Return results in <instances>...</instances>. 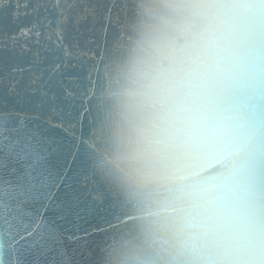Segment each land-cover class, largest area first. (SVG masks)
<instances>
[{
    "label": "clouds",
    "instance_id": "1",
    "mask_svg": "<svg viewBox=\"0 0 264 264\" xmlns=\"http://www.w3.org/2000/svg\"><path fill=\"white\" fill-rule=\"evenodd\" d=\"M124 91L131 178L176 264H264V0H173Z\"/></svg>",
    "mask_w": 264,
    "mask_h": 264
},
{
    "label": "snow or ice",
    "instance_id": "2",
    "mask_svg": "<svg viewBox=\"0 0 264 264\" xmlns=\"http://www.w3.org/2000/svg\"><path fill=\"white\" fill-rule=\"evenodd\" d=\"M118 10L108 0H0V264H100L107 201L81 186L86 159L71 132Z\"/></svg>",
    "mask_w": 264,
    "mask_h": 264
},
{
    "label": "water",
    "instance_id": "3",
    "mask_svg": "<svg viewBox=\"0 0 264 264\" xmlns=\"http://www.w3.org/2000/svg\"><path fill=\"white\" fill-rule=\"evenodd\" d=\"M9 2L14 5L16 0ZM108 2L119 9L115 27L85 78L83 114L71 132L86 159V169L79 177L81 186L97 204L107 201L98 242L100 264H176L153 226L167 210L170 195L131 178L126 159L131 117L124 96L133 71L166 34L173 0ZM85 38L78 37L81 46ZM73 63L76 71H82L80 62ZM86 254L90 256V252Z\"/></svg>",
    "mask_w": 264,
    "mask_h": 264
}]
</instances>
